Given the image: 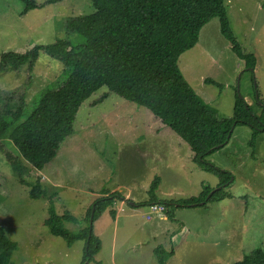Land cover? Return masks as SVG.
Listing matches in <instances>:
<instances>
[{"label":"rangeland","instance_id":"1","mask_svg":"<svg viewBox=\"0 0 264 264\" xmlns=\"http://www.w3.org/2000/svg\"><path fill=\"white\" fill-rule=\"evenodd\" d=\"M48 1L36 0L40 7L22 14L19 0H0V53H23L57 38L72 45L82 42L78 35L66 33L62 23L66 17L92 13L89 0ZM263 5L264 0H224L230 30L242 50L255 56L252 72L230 50L217 18L205 24L195 46L179 56L184 79L217 110L219 118L232 116L235 94L252 105L256 114L255 94L264 101ZM69 71L40 52L32 70L21 67L0 77V111L6 102L15 103L24 96L18 123L23 122L43 92L58 88ZM103 94L109 96L99 100ZM149 121L159 120L146 108L101 88L81 105L74 132L59 146L55 159L41 171L30 169L25 174L28 185L20 183L0 156V227L17 245L9 264H80L83 241L68 247L49 234L43 222L52 203L57 215L67 212L79 220L77 225L65 223L67 230L82 228L92 200L90 188L98 194L117 189L131 197L114 204L113 220L105 211L93 223L100 250L88 264H159L156 247H161L165 264H231L254 249L264 252V131L256 135L252 152L249 127L234 126L226 146L206 157L214 167L231 173L225 187L231 198L175 208L171 221L162 212L150 213L153 205L146 204L155 177L159 178L155 196L161 201L197 197L203 186L214 187L218 178L192 162L188 145L168 127L170 134L164 141L136 140L135 125L139 129ZM3 143L11 148L7 139ZM38 178L49 187V196L31 199L28 192ZM51 178L56 180L53 186Z\"/></svg>","mask_w":264,"mask_h":264},{"label":"trees","instance_id":"2","mask_svg":"<svg viewBox=\"0 0 264 264\" xmlns=\"http://www.w3.org/2000/svg\"><path fill=\"white\" fill-rule=\"evenodd\" d=\"M19 1L23 5L22 14L40 7L36 0ZM89 2L92 13L66 17L62 23L66 33L81 38L80 44L72 45L67 39L57 38L51 44L36 45L23 53H0V77L21 67L32 70L40 52L70 70L58 88L43 92L23 122L18 123L26 104L24 96L15 103L11 101L3 105V111H0V156L20 183L28 185L23 178L25 174L30 169L41 171L55 158L59 146L73 134L74 121L83 102L104 88L107 94L146 108L188 145L196 166L218 178L214 187L203 186L197 197L161 201L155 196L159 184V178L155 177L147 191L146 204L149 207L161 206L162 214L172 221L175 208L205 206L209 202L231 198V194L225 191L231 182V173L214 167L206 157L225 147L233 127L238 125L251 130L248 145L254 152L256 135L264 131V101L255 94L254 104L259 108L256 114L252 105H247L243 97L235 94L232 116L219 118L217 110L194 92L177 64L179 56L197 43L200 29L217 18L219 32L229 43L230 50L244 62V68L252 72L255 56L242 50L230 30L224 0ZM204 82L219 86L210 79ZM108 96L103 94L99 100ZM4 139L8 140L14 153L3 143ZM48 188L38 178L31 185L28 196L31 199L44 198L49 196ZM99 194L100 197L85 212V225L76 232H70L64 224L77 225V218L67 212L57 215L52 203L47 207L43 224L49 234L61 238L68 247L75 241H83L80 264L94 261L100 250V239L93 233V223L105 211L113 220L116 216L114 204L125 200L118 192L103 189ZM16 247L0 227V264H9ZM161 250L156 247L154 252L159 264H165ZM231 264H264V252L254 249Z\"/></svg>","mask_w":264,"mask_h":264},{"label":"crops","instance_id":"3","mask_svg":"<svg viewBox=\"0 0 264 264\" xmlns=\"http://www.w3.org/2000/svg\"><path fill=\"white\" fill-rule=\"evenodd\" d=\"M80 110V109H79ZM79 113V111H78ZM77 113V115H78ZM76 115V117H77ZM155 118V117H154ZM137 125H135L134 127V130L136 132L133 133V136L136 137V140H140V139H147V140H150L152 142H161L162 139L163 141L169 137V134H170V131L167 132L166 131V126L164 124H162L160 121H155V122H152V121H149L145 124H142L141 127L138 129L136 128ZM74 130V128H73ZM72 136V135H71ZM70 136V137H71ZM68 137V138H70ZM61 146V145H60ZM58 152V151H57ZM57 155V154H56ZM56 157V156H55ZM190 158H192V156L190 155ZM55 159V158H54ZM53 159V160H54ZM47 173V171H46ZM54 173V172H53ZM42 179H45L42 177ZM56 179V178H55ZM52 182H51V186H53L55 183H56V180L54 182V179L51 178ZM48 182V181H47ZM94 190L92 188L89 189V195L92 197V200L91 202H89L86 206V208H88L90 206V204L97 198V197H100L99 194L97 192H93ZM110 191H116V192H120V190H117V189H112ZM129 195V196H128ZM124 198L126 199V197L128 196L127 199H129L131 197V194H126V195H123ZM182 229V228H181ZM180 229V230H181ZM95 234V233H94ZM96 235V234H95ZM97 236V235H96ZM98 237V236H97ZM98 254V253H97ZM96 254V255H97ZM95 255V256H96Z\"/></svg>","mask_w":264,"mask_h":264},{"label":"built area","instance_id":"4","mask_svg":"<svg viewBox=\"0 0 264 264\" xmlns=\"http://www.w3.org/2000/svg\"><path fill=\"white\" fill-rule=\"evenodd\" d=\"M162 211H163V208L161 206H152L150 213L157 214V213H161ZM146 219H149V215L146 216Z\"/></svg>","mask_w":264,"mask_h":264},{"label":"water","instance_id":"5","mask_svg":"<svg viewBox=\"0 0 264 264\" xmlns=\"http://www.w3.org/2000/svg\"><path fill=\"white\" fill-rule=\"evenodd\" d=\"M213 191H211V193H212Z\"/></svg>","mask_w":264,"mask_h":264}]
</instances>
